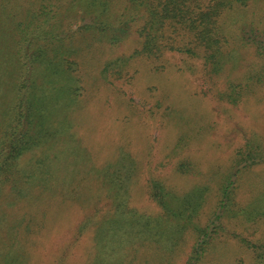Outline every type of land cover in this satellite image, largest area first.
Returning <instances> with one entry per match:
<instances>
[{
  "label": "rangeland",
  "instance_id": "obj_1",
  "mask_svg": "<svg viewBox=\"0 0 264 264\" xmlns=\"http://www.w3.org/2000/svg\"><path fill=\"white\" fill-rule=\"evenodd\" d=\"M74 1L0 0V32H14L0 57V135L15 105L19 30L40 23L45 4L51 13L43 26L56 35L44 59L58 53L68 69L50 82L40 74L44 65H35L37 142L0 189V264H187L201 244L196 264H264L255 247L264 245V160L238 173L225 230L205 243L200 233L247 139L264 146V58L244 36L264 30V0L222 16L231 61L218 75L206 74L200 59L165 52L135 56L109 77V62L140 49L144 15L112 44L85 35L82 25L93 18ZM125 7L136 11L112 0L109 20ZM231 81L246 85L236 103L218 95ZM69 83L78 96L66 93ZM152 180L164 185L167 209L153 196ZM177 207L184 218L168 213ZM115 218L122 226L113 231Z\"/></svg>",
  "mask_w": 264,
  "mask_h": 264
},
{
  "label": "trees",
  "instance_id": "obj_2",
  "mask_svg": "<svg viewBox=\"0 0 264 264\" xmlns=\"http://www.w3.org/2000/svg\"><path fill=\"white\" fill-rule=\"evenodd\" d=\"M127 1H129L130 6L136 8V11L129 14L128 7H125L116 17L115 22L110 21L107 17L112 0H75L73 2L74 5L81 4L85 15L92 16L93 18L90 23L82 25L85 35L93 37L95 33H98L101 36L100 38L110 41L112 44H118L123 39L122 36L130 32L128 29L129 25L131 27L130 22L139 20L134 17L136 14L144 15V22L137 32L138 36L142 38L140 49L135 51L131 56L118 58L117 62H109L104 70L106 77L115 74L121 75L123 70L130 64V60L135 56L142 55L159 58L165 52H176L195 57L202 60L206 74H220L226 62L231 61L229 59L230 54L225 49V45L228 42L227 34L224 32V27L220 23V20L224 13L234 10L236 7H247L257 0ZM40 12L42 13L40 23L34 20L21 27L19 30L20 38L16 41L19 48L18 53L20 52V57L17 59L20 75L19 81L15 86V90H17L15 92V105L13 106L7 126L0 135V189L13 175L16 161L37 142V130L34 129V119L41 104H39L36 94L30 93L37 76L35 65H44V71L40 74L45 75L46 78L50 76V82L54 75L67 73L68 70L64 64L65 60H62L65 57L60 56L58 53H55L52 59H44L53 46L51 39H55V36L53 37L52 34L56 35V33L54 30L45 29V26H43L48 24L50 18L51 9L48 4L43 5V9ZM34 15L35 18H39L36 16L37 14ZM3 19L0 20L2 23L5 21ZM32 24L35 26L28 31V28ZM52 27L54 26L52 25ZM244 32V36L248 34L249 39L257 47L258 54L264 58V30L261 31L262 35L257 31ZM6 34H10L9 36L13 37L14 32H5L3 35L0 32L1 58H4L2 53L6 48L7 38H9ZM2 38H5V41ZM40 40L44 43L37 45L41 43ZM62 40L59 39L58 41ZM34 45H37V47ZM58 46L61 48L62 44L58 43ZM32 47L35 49L32 50ZM1 69L0 65V74ZM259 80L261 79L259 78ZM243 85L242 83L231 81L227 88L220 91L218 95L223 100L236 103L246 90V85H244L245 87ZM65 90L70 96H78V93H75L77 89L73 88L71 83L65 87ZM44 132L46 135H51L47 131ZM241 149L242 151L239 152L238 158L233 159L231 170L220 184V195L215 211L208 219L204 228L200 230L202 243L209 242L216 233L225 230L223 217L231 203L233 190L240 170L246 165L264 160V146L259 143L258 138L255 136L249 137ZM241 163L243 165L240 166ZM150 188L159 205L163 209H167L169 207L166 201L167 193L162 182L152 180ZM202 190L199 187L196 189V204L199 206L203 199ZM168 211L175 218H184L183 211H179L178 207L174 209L169 208ZM114 224L118 226L116 227ZM114 224L112 226L113 231L122 226V223L118 222L116 218ZM203 247L202 244L196 247L197 249L189 256L187 264H196L201 259ZM255 247L258 250V258L264 261V245H256Z\"/></svg>",
  "mask_w": 264,
  "mask_h": 264
}]
</instances>
